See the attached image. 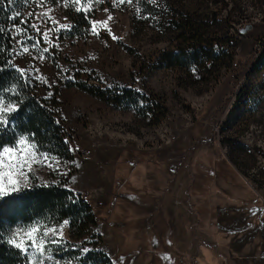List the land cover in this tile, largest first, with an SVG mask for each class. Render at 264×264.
I'll return each mask as SVG.
<instances>
[{"label":"rangeland","instance_id":"rangeland-1","mask_svg":"<svg viewBox=\"0 0 264 264\" xmlns=\"http://www.w3.org/2000/svg\"><path fill=\"white\" fill-rule=\"evenodd\" d=\"M28 7L13 26V60L55 102L70 155L39 149L55 159L34 166L27 185H64L98 217L78 228L51 223L59 243L99 248L115 264H172L169 252L179 264H264V0ZM80 13L88 24H78ZM181 48L195 52L191 61L166 64ZM126 88L140 95L137 108L114 103ZM24 137L5 147L6 162L34 143L19 144ZM163 219L169 240L152 251ZM47 255L44 264H79Z\"/></svg>","mask_w":264,"mask_h":264},{"label":"trees","instance_id":"trees-1","mask_svg":"<svg viewBox=\"0 0 264 264\" xmlns=\"http://www.w3.org/2000/svg\"><path fill=\"white\" fill-rule=\"evenodd\" d=\"M32 1L12 0L10 3L9 0H0V28H3V32H0V69H2L0 70V87L5 88L4 95L0 97V108L7 105H14L18 108L15 113L6 114L13 121V126L0 132V153L6 146L14 145L20 135L25 134L30 137L34 134V140H30L38 144L40 150L55 153L60 157H69V133L56 117L55 102L41 96L36 91L32 80L21 73V68L13 60V26L22 23L20 20L24 11L29 8ZM17 13L20 15L15 20L10 19ZM79 15L78 24H88V20L81 13ZM194 53L193 50L181 48L168 52L163 59L169 65L172 63L186 64L191 61ZM261 55L264 58V49ZM76 82L85 90L105 96L92 86ZM107 97L112 102V97ZM139 97L138 92L126 88L116 94L114 103L137 108ZM111 206L112 203L106 206L105 215L110 211ZM160 216L159 212L155 220ZM64 218L69 219L70 228L87 226L98 221L93 205L83 199L82 195L74 198L73 191L64 185L32 183L27 185L23 191L0 199V229L4 231L5 239L11 235L9 229L14 231L17 227L35 225L37 221L49 227L51 223L60 222ZM108 222L119 223L116 220H108ZM156 229L161 231V237L158 236L157 230L151 233L152 251L160 248L161 244L169 240L171 231L170 224L164 222V219L157 220ZM48 247L57 260L77 258L79 264H115L114 260L99 248H88L85 252L80 247L71 246L67 240L58 245L50 244ZM166 254L168 256L165 252L163 255L170 263L179 264L172 253ZM159 255L162 258V254L159 253ZM0 264H26V260L19 250L0 242Z\"/></svg>","mask_w":264,"mask_h":264},{"label":"snow or ice","instance_id":"snow-or-ice-1","mask_svg":"<svg viewBox=\"0 0 264 264\" xmlns=\"http://www.w3.org/2000/svg\"><path fill=\"white\" fill-rule=\"evenodd\" d=\"M9 2L11 3L12 0H9ZM25 2H27V0H25ZM118 2L124 3L128 2V0H118ZM76 10L78 12L81 11V9ZM18 15L20 14L17 13L10 19L15 20ZM109 19H111V17H109ZM0 32H3V28H0ZM45 38H47L46 33ZM28 51V48L24 49L25 53ZM43 51H47V49H44ZM8 66L14 67L13 65ZM21 73L23 74V70H21ZM4 93L5 88L0 87V97H2ZM16 111H18V108L14 105H7L0 108V132L6 131L8 128L13 126V121L10 120L6 114L15 113ZM29 139L34 140V134L30 137H24L19 141V144H26ZM39 148L40 146L38 144L32 143L27 152H23V150H21L20 157H9L7 162L5 160V156L13 150L9 148L3 149V154L0 155V169H12V171H0V199L23 191L24 188L27 187L29 176L34 175V166H50L45 164V161L55 158H50L47 153L39 151ZM25 168H27V171H24ZM13 174L17 175L20 179H13ZM5 177H7V180H5ZM66 224L67 221H65L60 228L62 229ZM41 229H43V231ZM8 231L11 235L5 239L4 231L0 229V242L7 243L11 247L19 250V252L24 255L26 264H44V259H42V257H45L46 252L48 253L46 259L51 261V249L48 245H58L60 242L56 239L57 229L48 228L39 221L35 223V226L29 227L26 232L23 231L22 228H17L14 231L9 229ZM82 251L86 252L87 249H82ZM56 264H59V262H56Z\"/></svg>","mask_w":264,"mask_h":264},{"label":"water","instance_id":"water-1","mask_svg":"<svg viewBox=\"0 0 264 264\" xmlns=\"http://www.w3.org/2000/svg\"><path fill=\"white\" fill-rule=\"evenodd\" d=\"M248 27H249V24H246V25L242 26V28H241L240 31H241V32H242V31H245L246 29H248Z\"/></svg>","mask_w":264,"mask_h":264}]
</instances>
